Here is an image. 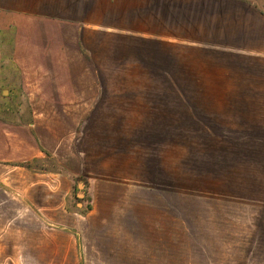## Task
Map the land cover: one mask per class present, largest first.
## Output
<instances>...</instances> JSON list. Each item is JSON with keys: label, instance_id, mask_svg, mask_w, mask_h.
I'll list each match as a JSON object with an SVG mask.
<instances>
[{"label": "crops", "instance_id": "0c3cea01", "mask_svg": "<svg viewBox=\"0 0 264 264\" xmlns=\"http://www.w3.org/2000/svg\"><path fill=\"white\" fill-rule=\"evenodd\" d=\"M163 1L194 0H0V69L21 82L17 112L29 114L0 118V264H193L183 230L192 219L178 211L203 202L178 189L179 172L220 173L227 231L264 210L262 7L211 0L215 36L200 40L220 51L215 121L188 89L110 88L112 75L98 74L83 52L81 17L111 18L120 3L116 16L137 19L125 32L154 39L145 48L152 56L134 58L153 74L163 40L169 59L177 46L197 45L187 29L156 19ZM97 2L108 6L97 10ZM168 72L170 85L183 82L181 70ZM75 179L90 187V210L70 207Z\"/></svg>", "mask_w": 264, "mask_h": 264}, {"label": "rangeland", "instance_id": "374dc122", "mask_svg": "<svg viewBox=\"0 0 264 264\" xmlns=\"http://www.w3.org/2000/svg\"><path fill=\"white\" fill-rule=\"evenodd\" d=\"M252 1L264 10V0ZM212 3L211 0H194L188 2L163 1L155 4L158 9L155 12L160 15L156 19L160 20L162 26L171 25L178 32L187 29L196 37L193 42L197 45H193L192 49H185V46L179 45L177 51L171 50L173 58L169 59L170 48L166 45L168 43L161 39L163 40L159 58L161 67L156 66L153 74L149 73L151 69L136 62L134 58H138V55L152 56V50L145 48H147L146 43L154 39L152 37L146 39V35L125 32V24L128 25L129 20L135 23L137 19L116 16L120 13V3L113 4L111 13L114 16L111 18L81 17L82 28L86 27L87 30H83L82 33L83 52L92 62L96 61L98 74L112 75L113 82H106L110 88H121L123 84L124 88L135 90L188 89L194 95V98H191L193 104L202 109L205 108L206 113L202 116L214 117L215 121L217 115H220L212 113L220 112V59H218L220 51L215 50L214 44L209 42L201 44L200 40V38L215 36L216 13L214 12L215 4L213 3L212 6ZM106 5L108 6V3L97 2V10L104 9ZM169 64L173 70L182 71L183 82H180L178 86L174 83L170 85L168 81ZM211 66L213 67L210 70ZM160 68L164 69L165 74L156 72V69ZM4 70L5 68L1 67L0 118L17 122L19 119L25 120L29 118V114L17 112L18 107L24 104L19 94L22 90L21 82L4 80ZM17 74L18 71H15V76L18 78ZM206 90H209L208 96H205ZM192 136L194 139L202 138V135L198 133ZM180 141L184 142L185 139L180 138ZM193 147L197 150L196 145ZM169 155L170 153L167 152V157H171L172 160V153L171 156ZM182 159L181 152H177V163ZM49 167L56 168L51 162H49ZM176 174L178 189L186 188L196 192L194 196L203 202L193 200L192 211H178L180 217L192 219H190L191 225L183 229L188 235V238L185 237L188 240L184 244L190 257L192 256L190 262L193 264L199 262L203 264H264V210L253 206L256 208L251 209L252 220L248 226L239 223L235 227L228 228L227 231V228L220 223V173L179 172ZM82 183L85 185L81 179L74 181L70 203L72 210H77V204L83 205L82 202L85 203L84 210L90 208L87 203L90 197H86L90 192V187L88 184L86 188L85 186L80 187ZM80 193L83 196H80ZM258 197L260 198V195Z\"/></svg>", "mask_w": 264, "mask_h": 264}, {"label": "water", "instance_id": "95a60500", "mask_svg": "<svg viewBox=\"0 0 264 264\" xmlns=\"http://www.w3.org/2000/svg\"><path fill=\"white\" fill-rule=\"evenodd\" d=\"M84 185H83V183L82 184H80V187H83ZM80 196H83V194L82 193H80L79 194Z\"/></svg>", "mask_w": 264, "mask_h": 264}, {"label": "trees", "instance_id": "16d2710c", "mask_svg": "<svg viewBox=\"0 0 264 264\" xmlns=\"http://www.w3.org/2000/svg\"><path fill=\"white\" fill-rule=\"evenodd\" d=\"M87 210H90V208H88Z\"/></svg>", "mask_w": 264, "mask_h": 264}]
</instances>
